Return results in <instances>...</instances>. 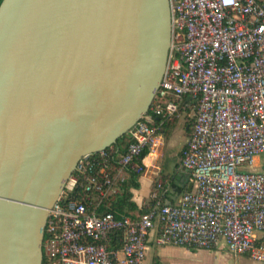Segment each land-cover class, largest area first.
<instances>
[{"label": "built area", "instance_id": "obj_1", "mask_svg": "<svg viewBox=\"0 0 264 264\" xmlns=\"http://www.w3.org/2000/svg\"><path fill=\"white\" fill-rule=\"evenodd\" d=\"M171 9L168 63L153 103L118 162L113 146L78 162L48 214L49 264H148L153 230L158 245L225 244L264 263V0H171ZM183 111L194 118L181 154L193 189L175 203L156 194L142 213L97 211L116 198L128 168L145 171L140 157ZM155 187L164 191V181Z\"/></svg>", "mask_w": 264, "mask_h": 264}, {"label": "water", "instance_id": "obj_2", "mask_svg": "<svg viewBox=\"0 0 264 264\" xmlns=\"http://www.w3.org/2000/svg\"><path fill=\"white\" fill-rule=\"evenodd\" d=\"M171 40V0H2L0 264H43L50 209L149 111Z\"/></svg>", "mask_w": 264, "mask_h": 264}, {"label": "crops", "instance_id": "obj_3", "mask_svg": "<svg viewBox=\"0 0 264 264\" xmlns=\"http://www.w3.org/2000/svg\"><path fill=\"white\" fill-rule=\"evenodd\" d=\"M193 113L183 111L164 133L157 149L144 158L145 171L141 173L139 188L133 189V201L140 209L146 208L155 200L156 194L165 203H175L183 193L193 189L190 170L181 162L182 150L188 142L193 124ZM162 179L165 190L157 193L156 182ZM135 213H139L138 211ZM157 231L153 230L148 239L147 263L148 264H181L175 253H192L194 248L177 245H158L155 241ZM172 248V261L166 258L169 249ZM207 251L219 250L221 254L233 255L225 244L218 248L205 249ZM244 258L243 264H264L252 259L248 254L235 256Z\"/></svg>", "mask_w": 264, "mask_h": 264}, {"label": "trees", "instance_id": "obj_4", "mask_svg": "<svg viewBox=\"0 0 264 264\" xmlns=\"http://www.w3.org/2000/svg\"><path fill=\"white\" fill-rule=\"evenodd\" d=\"M1 2H2V0H0V4H1ZM174 121L168 122L165 125V132H167L169 130V128L171 127V125ZM131 142H132V139L130 136V132H128L127 134L120 137L114 145H112L115 149L114 156H115L116 162H118V160L121 158V156L126 152L128 146ZM147 154H148L147 151H145L142 154V156L140 157V161H142L146 157ZM126 173H127L126 179L119 182L120 192L116 195V198L111 202L110 206L109 207H101V208L97 209V211H99L100 213L109 211V212H113L118 217H122L124 215L134 214L137 211L139 213H142V212L146 211V209L150 205L155 203V201H153L149 204L148 207L142 208V209H140L138 207V205L135 203V201H133V189L139 188V186H140L139 178H140L141 174L134 171L131 168H128L126 170ZM79 190H80V188H77L74 193L79 192ZM46 238H47V234L45 233L44 239H46ZM119 239H120V233L117 232L115 234V236H113V239H112L113 247L119 248L121 246V242ZM49 263H50L49 258L46 255L45 250H44V252H43V264H49Z\"/></svg>", "mask_w": 264, "mask_h": 264}, {"label": "rangeland", "instance_id": "obj_5", "mask_svg": "<svg viewBox=\"0 0 264 264\" xmlns=\"http://www.w3.org/2000/svg\"><path fill=\"white\" fill-rule=\"evenodd\" d=\"M169 255H166V258L172 261V248L169 250ZM192 253H175V256L179 259L181 264H243L244 258L240 257V259L235 258L231 254H221L218 250H210L207 251L203 248H197L195 251H191Z\"/></svg>", "mask_w": 264, "mask_h": 264}]
</instances>
